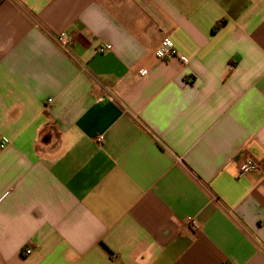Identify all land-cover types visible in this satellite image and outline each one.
<instances>
[{
  "label": "crops",
  "instance_id": "crops-1",
  "mask_svg": "<svg viewBox=\"0 0 264 264\" xmlns=\"http://www.w3.org/2000/svg\"><path fill=\"white\" fill-rule=\"evenodd\" d=\"M2 138L0 264H264V0H1Z\"/></svg>",
  "mask_w": 264,
  "mask_h": 264
},
{
  "label": "built area",
  "instance_id": "built-area-1",
  "mask_svg": "<svg viewBox=\"0 0 264 264\" xmlns=\"http://www.w3.org/2000/svg\"><path fill=\"white\" fill-rule=\"evenodd\" d=\"M1 2V0H0ZM58 43L62 48H69L73 45L72 38L64 33L58 36L57 38ZM111 46L110 45H103L99 48L100 53H105L108 51H111ZM156 56L159 60L162 61H169L173 58L179 57V54L177 53L174 44L170 40H165L163 41L160 46L158 47L156 51ZM183 63H187V60L182 58ZM49 103L52 102V100H48ZM104 140L103 137L99 138V141L102 142ZM9 144V140L7 138H2L0 147L3 149ZM259 169L258 164L252 160L251 158H246L244 159L239 166V171H240V176H243L244 174L248 172H253ZM193 227L199 228L198 224L194 221L190 222ZM32 251L30 249H25L24 254L29 255Z\"/></svg>",
  "mask_w": 264,
  "mask_h": 264
}]
</instances>
